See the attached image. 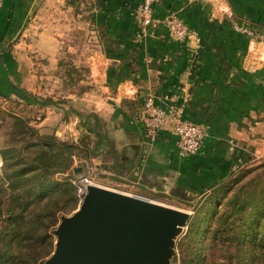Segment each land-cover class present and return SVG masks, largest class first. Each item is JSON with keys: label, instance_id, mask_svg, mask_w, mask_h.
I'll use <instances>...</instances> for the list:
<instances>
[{"label": "crops", "instance_id": "0c3cea01", "mask_svg": "<svg viewBox=\"0 0 264 264\" xmlns=\"http://www.w3.org/2000/svg\"><path fill=\"white\" fill-rule=\"evenodd\" d=\"M141 1L40 0V55L54 68L40 71V79H56L53 90L69 94L72 111L67 122L60 103L40 99L49 111L42 123L61 124L59 138L91 135L89 162L125 182L104 186L162 203L206 199L235 168L264 161V43L238 29L249 23L264 30V0H159L155 19L176 15L191 31L188 39L160 22L142 33ZM14 3L4 0L0 45ZM5 46V74L28 78L16 46ZM148 95L160 107L182 106L186 119L208 131L197 154L182 157L170 128L156 140L145 135L140 117Z\"/></svg>", "mask_w": 264, "mask_h": 264}, {"label": "rangeland", "instance_id": "374dc122", "mask_svg": "<svg viewBox=\"0 0 264 264\" xmlns=\"http://www.w3.org/2000/svg\"><path fill=\"white\" fill-rule=\"evenodd\" d=\"M28 3H30V5L28 6L26 4L27 6L24 7L22 13L23 16L20 20H17V17H15V13L13 16L14 18L12 17L10 19V27L12 29V32L11 34L10 30L6 32L9 34V36L7 34H3L2 43L3 41L4 43L0 45V56L1 54H4V51L6 50L5 48H7L5 46L6 43H9L11 47L16 46L14 48L12 47L16 50V56L24 58L23 63L18 62V65L21 68V73L25 71L24 74L28 75V78H21L20 80H13L9 78L8 75L5 74L6 72L4 70V56L1 57L0 150L5 146V144H14L20 147L30 140L38 141L41 136L45 138L47 137L49 139L53 137L57 141L61 142L67 141L78 143L84 140L86 144L88 143L89 145H91L93 140L90 134H84L82 132L80 134V136L82 137L81 139H73V137H68L66 134L62 138H59L55 135V132L57 128H60L61 124L55 126V122H52L51 120L47 123H42L44 116L47 115L49 111L47 108L40 105L37 100L40 101V99H55L58 103H60L59 107L63 109L60 112H62V114L64 115L65 120L68 119L72 113V111L69 110L70 105L68 103V100H70L71 97H69V94H56L52 86L54 81L56 82V79L47 78L44 80V82H42V79H40V71H45V73L46 71H48V73L51 75L54 68H52V65L46 57H42L40 55V0H28ZM31 28L32 30L28 31ZM42 83H44L45 87L43 90V94H45V97L40 95V86H42ZM62 87L66 88L64 85H62ZM67 122H70V120L68 119ZM78 124L83 123H77V125ZM58 136H61V134L58 133ZM78 154L79 153L77 152V155ZM75 160L76 165H73L75 167L71 168V171L69 172L70 177L66 178L65 175H68V173H66L65 175L61 173L57 175L56 180H59L60 182L73 178L77 180V178L81 176L82 172L86 171L84 162L87 159L77 157L75 158ZM263 163L264 161L261 160L255 162L252 161L251 163H248L244 166H242V164L241 166L235 168L232 172L231 177L221 186H219L217 190L212 191V193L210 192L211 194H209V197L206 199H204V197L206 196H203V198L195 197L188 202L176 198L171 200L167 199L168 201H165V204H167L168 206L182 209L191 213V219L188 225L184 228L183 232L178 236L176 240L175 254L172 259L173 264H236L237 256H235V251L233 250L234 248L231 249L229 242L224 241L219 243L217 242V240H215L216 242L214 244L211 240L208 239V235L212 232L213 229L214 234H224V232L228 231L229 234H231L236 230L245 231L247 227L249 230V234L254 233V230L251 231L249 229V225L252 224L253 220L259 219V216L262 215L258 208L261 206L260 204L255 207H253V205L251 204L244 206L243 210L249 211L252 209L253 214L247 213L248 215L242 217L243 219L236 217L230 218L232 214L229 215V213L235 207V205L233 206L232 202L245 204L246 201H249L251 196H253L255 198L254 201L256 202L257 200H259L258 203H260V197L263 195V191H261L263 188L262 184H258V189L255 190L254 185L248 186L247 183L249 184V182H251V180L254 178L258 179L259 177L261 179L262 175L264 177ZM3 167L4 161L2 159L0 151V202L2 203V201H4L6 203V205H4L5 207L3 208V211H5L9 204L6 202L9 189L7 187V180L3 175ZM78 167H82V171L80 173L75 172V168ZM94 180L98 183L104 184H117L119 182L125 183L122 182V180L119 181V179L111 176L108 173H99L94 176ZM255 183L257 184L258 182ZM73 186L75 185L73 184ZM75 187L77 188L76 190L78 193V205L74 210H71L70 212L59 214L58 223L51 230L54 238L55 235L53 234V230L59 224L61 216H68L73 214L80 206L84 190L81 185L79 187L76 185ZM153 197L163 200L165 199L164 196L154 195ZM213 211L217 214V217L220 214H226L228 212L229 219L224 220L226 219V217L223 218L224 221L221 227H218V224H215L216 221L214 220V222L210 224L209 228L205 226L202 238L197 239V237L195 236L196 234L194 233L197 231V229L201 230V226L203 225L205 218ZM216 214L214 215V217L216 216ZM5 218L6 215H4L3 213L0 219V233L2 228L6 225ZM210 229L211 231H209ZM240 239L241 238L238 237V239L232 241L233 246L235 244H238ZM199 240H201L205 246L199 247L198 245L197 247V243L195 242ZM261 250V255H258V260L264 262V248H262ZM252 254L254 253H246L245 251L242 254L238 255L239 257H243L245 261H248L245 264H250L254 256ZM47 258H45L41 264H43ZM200 258L206 260L199 263L198 260H200ZM254 260L256 264L259 263L257 262V259Z\"/></svg>", "mask_w": 264, "mask_h": 264}, {"label": "trees", "instance_id": "16d2710c", "mask_svg": "<svg viewBox=\"0 0 264 264\" xmlns=\"http://www.w3.org/2000/svg\"><path fill=\"white\" fill-rule=\"evenodd\" d=\"M22 2L23 0H15V6L12 9L17 20H20L23 16L24 5ZM14 13L9 15L2 31L3 34L8 36L9 34L6 32L9 30L10 34L12 32L10 19L14 16ZM37 101L40 103L39 100ZM0 151L4 161L3 175L7 180L9 189L6 199L9 204L5 211H3V208L6 203L4 201L0 202V219L3 213L6 215V225L0 233V264H41L54 251L55 238L51 230L58 223L59 214L70 212L78 205L77 188L73 186L70 180L60 182L56 180V177L61 173L64 175L68 173L65 176L66 178L70 177L69 172L74 167L75 158L91 160L94 153L91 146L88 143L86 144L84 140L78 143L61 142L53 137L49 139L43 136L38 141L30 140L20 147L14 144H5ZM77 152L80 155H77ZM258 179H252L247 185H254L255 190H257V185L262 184L261 191H263V195L260 197V203H258L259 200L255 202L253 196L245 204L232 202L235 207L229 213V215L232 214L230 218H242L247 216V213L253 214L252 209L249 211L243 210L244 206L251 204L255 207L260 204L261 206L258 208L262 215L249 225V229L254 230V233L249 234L247 227L245 231L236 230L231 234H229V231L224 232V234H214L213 229L208 235V239L214 244L215 240L219 243L229 242L231 249L234 248L235 256H237L236 264L248 262L238 255L245 251L246 253H254L250 264H256L254 259H257L258 264H264L263 261L258 260V255H261V249L264 248L263 175L261 179L259 177ZM214 211L205 218L201 230L197 229L194 233L197 239L202 238L205 226L209 228L214 220L216 221L215 224L221 227L223 221L229 219L228 212L217 217ZM225 217L226 219L223 220ZM238 237L241 238L239 243L233 246L232 241H235ZM195 243H197V247L198 245L199 247L205 246L201 240ZM205 260L200 258L198 261L201 263Z\"/></svg>", "mask_w": 264, "mask_h": 264}, {"label": "water", "instance_id": "95a60500", "mask_svg": "<svg viewBox=\"0 0 264 264\" xmlns=\"http://www.w3.org/2000/svg\"><path fill=\"white\" fill-rule=\"evenodd\" d=\"M80 185V206L61 216L43 264H173L190 212L85 180Z\"/></svg>", "mask_w": 264, "mask_h": 264}, {"label": "built area", "instance_id": "2783aa9c", "mask_svg": "<svg viewBox=\"0 0 264 264\" xmlns=\"http://www.w3.org/2000/svg\"><path fill=\"white\" fill-rule=\"evenodd\" d=\"M159 0H142L136 8L137 22L142 33L147 32L157 23H164L172 35L178 39H188L191 37V31L186 24L176 15H169L163 20H157L154 16V6ZM4 5V0H0V12ZM238 29L244 32L255 42L264 43V30H260L256 26L244 23L238 26ZM259 62L264 66V57ZM140 121L142 123L145 135L156 140L158 134L170 128L177 136V146L179 154L186 158L197 154L203 147L204 140L208 136V131L195 122L184 117V109L182 106L169 104L166 107H160L156 104L155 97L148 95L142 107ZM81 162V161H80ZM85 170L77 180L70 179L76 186H80V182L85 180L87 183L100 184L94 180V176L99 173H106L98 170L91 162L85 160Z\"/></svg>", "mask_w": 264, "mask_h": 264}]
</instances>
